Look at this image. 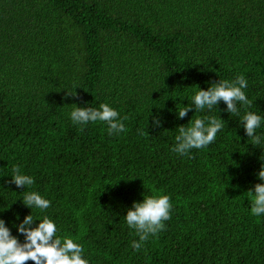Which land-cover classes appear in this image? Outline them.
Returning <instances> with one entry per match:
<instances>
[{"label":"trees","instance_id":"obj_1","mask_svg":"<svg viewBox=\"0 0 264 264\" xmlns=\"http://www.w3.org/2000/svg\"><path fill=\"white\" fill-rule=\"evenodd\" d=\"M239 75L251 107L178 118L199 89ZM102 103L126 131L72 121ZM205 117L223 121L216 140L175 152L178 127ZM262 165L264 0H0V219L21 243L24 218L47 215L89 264H264V214L247 193ZM14 166L34 184L11 183ZM32 191L51 206H24ZM153 195L170 197L171 219L137 251L125 216Z\"/></svg>","mask_w":264,"mask_h":264},{"label":"clouds","instance_id":"obj_2","mask_svg":"<svg viewBox=\"0 0 264 264\" xmlns=\"http://www.w3.org/2000/svg\"><path fill=\"white\" fill-rule=\"evenodd\" d=\"M247 86L245 77L239 75L234 81L219 80L208 90L199 89L193 97L192 105L179 109L178 118L183 119L193 108L195 111H202L205 108L211 110L221 101L226 104L227 112L238 114V103L241 106H252V102L243 91ZM67 94L75 96L72 93ZM71 119L80 125L104 122L108 125L109 135L126 131L118 112L107 103L100 104L99 108L75 106L71 112ZM241 123L252 145H259L261 136L256 133L261 127V116L251 111L246 112ZM153 125L161 126L158 117L153 118ZM223 126V121L216 117L190 120L187 127H178L179 134L175 137L177 144L173 150L180 155H189L193 149L206 148L216 140V135ZM12 171L11 183L17 188L30 187L34 184L33 178L22 174L19 167L14 166ZM258 178L264 181V165L261 166ZM247 193L252 196L251 214L254 216L264 214V183L256 184L254 190ZM22 203L29 209L36 208L41 211L51 206L49 200L35 191L26 192ZM171 210L172 204L168 195L145 196L143 202L134 203L125 216L127 225L135 229L139 236V241L132 242V248L139 251L149 236H155L163 231L166 227L165 222L171 219ZM38 222L36 224L30 214L18 225V233L24 236V242L21 243L5 226V221L0 219V264H28L29 261L32 264H89V261L83 258V246L74 242L71 237H58L56 225L47 215Z\"/></svg>","mask_w":264,"mask_h":264}]
</instances>
